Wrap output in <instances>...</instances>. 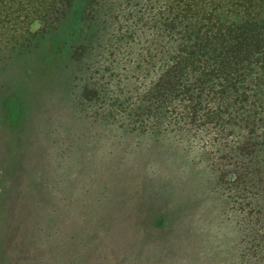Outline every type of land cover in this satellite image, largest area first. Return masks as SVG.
I'll list each match as a JSON object with an SVG mask.
<instances>
[{"label":"rangeland","instance_id":"rangeland-1","mask_svg":"<svg viewBox=\"0 0 264 264\" xmlns=\"http://www.w3.org/2000/svg\"><path fill=\"white\" fill-rule=\"evenodd\" d=\"M179 1L0 0V264H264V144L142 100Z\"/></svg>","mask_w":264,"mask_h":264},{"label":"trees","instance_id":"trees-1","mask_svg":"<svg viewBox=\"0 0 264 264\" xmlns=\"http://www.w3.org/2000/svg\"><path fill=\"white\" fill-rule=\"evenodd\" d=\"M167 9L156 25L158 73L142 100L175 117L211 114L221 127L245 129L258 149L264 144V0H180Z\"/></svg>","mask_w":264,"mask_h":264}]
</instances>
